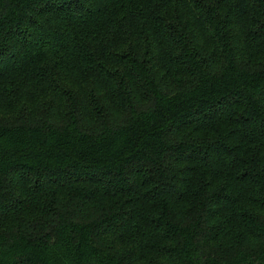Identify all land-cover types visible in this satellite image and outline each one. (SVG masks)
I'll return each instance as SVG.
<instances>
[{
    "label": "trees",
    "instance_id": "trees-1",
    "mask_svg": "<svg viewBox=\"0 0 264 264\" xmlns=\"http://www.w3.org/2000/svg\"><path fill=\"white\" fill-rule=\"evenodd\" d=\"M0 264H264V0H0Z\"/></svg>",
    "mask_w": 264,
    "mask_h": 264
}]
</instances>
